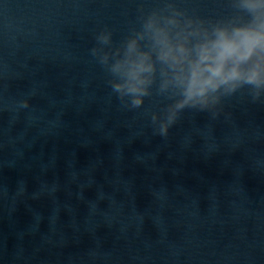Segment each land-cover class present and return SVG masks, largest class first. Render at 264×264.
<instances>
[{
  "label": "water",
  "instance_id": "obj_1",
  "mask_svg": "<svg viewBox=\"0 0 264 264\" xmlns=\"http://www.w3.org/2000/svg\"><path fill=\"white\" fill-rule=\"evenodd\" d=\"M157 6L0 0V264H264V102L186 109L161 137L151 112L171 101L122 107L90 55L99 30L119 44Z\"/></svg>",
  "mask_w": 264,
  "mask_h": 264
},
{
  "label": "clouds",
  "instance_id": "obj_2",
  "mask_svg": "<svg viewBox=\"0 0 264 264\" xmlns=\"http://www.w3.org/2000/svg\"><path fill=\"white\" fill-rule=\"evenodd\" d=\"M227 3L231 13L211 19L177 0H160V6L140 9L138 27L119 44L107 27L95 34L90 55L122 107L139 109L153 94L171 101L151 112L155 134L167 137L186 109L215 114L240 93L264 102V0ZM14 104L23 109L30 101Z\"/></svg>",
  "mask_w": 264,
  "mask_h": 264
}]
</instances>
